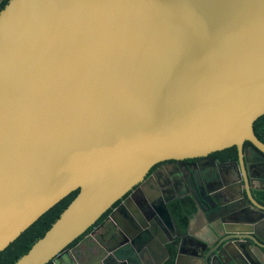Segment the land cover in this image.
Returning <instances> with one entry per match:
<instances>
[{
	"label": "water",
	"instance_id": "95a60500",
	"mask_svg": "<svg viewBox=\"0 0 264 264\" xmlns=\"http://www.w3.org/2000/svg\"><path fill=\"white\" fill-rule=\"evenodd\" d=\"M263 114L264 0H8L0 9V251L77 190L13 264L64 255L85 264L79 246L89 259L91 247L110 242L106 260L128 264L126 244L138 230L67 246L156 163L232 146L245 195L227 182L225 206L249 225L264 205L252 196L258 166L243 144L264 164L253 129ZM117 212L130 219L123 203L109 218Z\"/></svg>",
	"mask_w": 264,
	"mask_h": 264
},
{
	"label": "flooded vegetation",
	"instance_id": "af4514ba",
	"mask_svg": "<svg viewBox=\"0 0 264 264\" xmlns=\"http://www.w3.org/2000/svg\"><path fill=\"white\" fill-rule=\"evenodd\" d=\"M2 2L0 0V6ZM249 144L245 141L243 149L247 151L251 163L258 166L251 168L250 172L254 187L251 193L259 202V192L264 191V164H260V155ZM232 156L219 150L205 156L165 159L156 163L143 181L118 200L85 235L95 240V236L120 228L128 232L138 230L137 234H131L132 239L126 244L128 264H264V247H260L264 246V217L251 212L253 222L247 225L246 216L227 214L225 204L230 187L225 186L226 183L232 182L237 192L242 187L243 197L245 195V184L239 183L243 170L238 173L239 167L233 163L238 158V152ZM226 170L229 174L224 177ZM243 197L238 200L248 207ZM120 203L126 207L130 219H127L126 213L117 212L113 221L109 214ZM151 206L158 210L160 216ZM163 212H166L168 220ZM131 222L138 227H133ZM243 230L251 231L250 238H241L240 231ZM254 233L262 235L255 240ZM232 235L238 238L231 239ZM121 238L126 237L122 235ZM243 239L248 241L249 248ZM165 242L167 252H162ZM112 243H101L99 248L91 247L88 252L94 256L89 259L82 251V244L78 257L85 264H116L118 261L106 260L107 256L113 255ZM224 243L230 252L225 248L219 254ZM233 245L240 251H232ZM103 257L105 259L101 260ZM141 259L144 261L141 262ZM66 260L69 257L66 256Z\"/></svg>",
	"mask_w": 264,
	"mask_h": 264
},
{
	"label": "trees",
	"instance_id": "16d2710c",
	"mask_svg": "<svg viewBox=\"0 0 264 264\" xmlns=\"http://www.w3.org/2000/svg\"><path fill=\"white\" fill-rule=\"evenodd\" d=\"M8 0H3L0 9L7 3ZM253 129L256 136L264 141V114L258 117L253 123ZM248 142V141H247ZM236 147H228L223 149L229 156L236 154ZM232 156V157H233ZM77 190L71 192L61 200H59L55 205L44 212L36 221H34L28 228H26L20 235L14 239L7 247L0 251V264H13L20 255L25 253L30 246L36 241L43 233L50 227V225L57 219L59 214L66 208V206L71 202V200L76 196ZM259 203L264 205V191L259 192ZM110 211L108 209L104 212L100 218L95 222H99L106 214ZM88 228L82 235L77 239L72 241L67 248L73 247L77 242L90 231ZM54 264H71L69 262H64L63 260L56 261Z\"/></svg>",
	"mask_w": 264,
	"mask_h": 264
},
{
	"label": "crops",
	"instance_id": "0c3cea01",
	"mask_svg": "<svg viewBox=\"0 0 264 264\" xmlns=\"http://www.w3.org/2000/svg\"><path fill=\"white\" fill-rule=\"evenodd\" d=\"M64 262H70L69 260H66V255H64L63 259Z\"/></svg>",
	"mask_w": 264,
	"mask_h": 264
}]
</instances>
